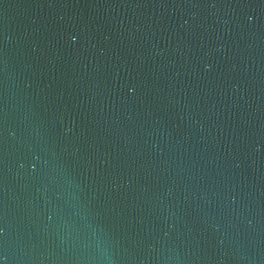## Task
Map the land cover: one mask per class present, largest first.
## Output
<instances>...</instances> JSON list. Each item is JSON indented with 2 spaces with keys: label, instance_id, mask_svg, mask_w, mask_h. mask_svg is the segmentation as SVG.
<instances>
[{
  "label": "water",
  "instance_id": "obj_1",
  "mask_svg": "<svg viewBox=\"0 0 264 264\" xmlns=\"http://www.w3.org/2000/svg\"><path fill=\"white\" fill-rule=\"evenodd\" d=\"M0 264H264V0H0Z\"/></svg>",
  "mask_w": 264,
  "mask_h": 264
}]
</instances>
